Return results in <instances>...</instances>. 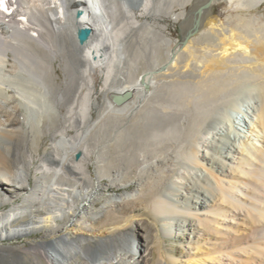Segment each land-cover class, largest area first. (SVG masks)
<instances>
[{
	"label": "bare ground",
	"instance_id": "obj_1",
	"mask_svg": "<svg viewBox=\"0 0 264 264\" xmlns=\"http://www.w3.org/2000/svg\"><path fill=\"white\" fill-rule=\"evenodd\" d=\"M208 1L0 0V264H264V23L197 61L219 0L167 21Z\"/></svg>",
	"mask_w": 264,
	"mask_h": 264
},
{
	"label": "rangeland",
	"instance_id": "obj_2",
	"mask_svg": "<svg viewBox=\"0 0 264 264\" xmlns=\"http://www.w3.org/2000/svg\"><path fill=\"white\" fill-rule=\"evenodd\" d=\"M176 9L178 10V12L181 11L180 7H177ZM187 9L190 10V7H188ZM240 14L247 17V18L256 17L259 19V21L261 23H264V4L259 6L257 9H254L250 12H247L246 10L242 9L241 3L232 2L231 0H219L216 4V7H215V15H216L215 21H216V23L221 22L224 25L225 30L227 32H229V33H227L224 31L223 32L224 36L221 35L222 36L221 38H223V37L226 38V40L224 41V44L218 45L219 40L217 41V39H215V38H212V39L208 38L207 40L203 41L201 44L194 43L193 48H195L196 50H193L192 47H190L187 50L188 54L189 55L194 54V56H196V54H197V56L199 55L198 58H200V59L195 58L197 61L208 60V61L215 63V62L220 61L219 59H222V58H220L221 57L220 55L223 53V54H226L224 56L226 58H227V56H228V58L230 56V58L226 61H230L231 63L225 62L226 64H230V66H232V67L240 65L241 63H238L239 60L236 59V57H238V54H236V53H239V50H238L239 48H237V47H238V44L240 42V39L248 37V34H249L248 30L246 28L242 27L241 25H238L239 20L237 19V16ZM167 24H168V31H167L168 34H170V36L175 41L180 40L181 31H180L179 24H173L170 21H167ZM197 39L198 38H196V40ZM232 42H233V44H232ZM234 43H237V44H234ZM175 46H176V44H174V47ZM224 50H226V51H224ZM232 51H233V53H231ZM228 53H230V54H228ZM218 54H219V58L217 57ZM186 59H188V60H186ZM195 59L194 58H192V59L191 58H184V61L186 60L187 62H189V61H192ZM61 65H62L61 60H58L56 62L57 71H58V74L60 75L58 80H59V82H65L66 77H65V73H64V70H63ZM95 77H96L97 82H99L98 76L96 75ZM228 102H230L232 105L234 103V100L232 99ZM50 142H51V138H49V137L44 138L42 148L46 147L48 144H50ZM18 149H19V151H21V150L23 151L22 146H19ZM91 167L93 170L94 167L93 166H91ZM10 168H11V171L15 170L13 164L10 165ZM32 181L33 180H31V182ZM104 182H106V181H104ZM32 183H33L32 185H34V181ZM131 188H133V187H131ZM122 191H124V190H122ZM115 192H117V191H115ZM98 206L100 207L101 204H98ZM3 208H5L4 205H2V209ZM96 227L101 228V227H103V225L100 223H96ZM40 235H42V234H39V233L33 234V236L36 238L40 237ZM138 239H140V238H138ZM164 241H165V244H166L170 253L172 252L173 248L177 247V250H179L180 247H185V245H187V243H183L180 240H174L172 238H165ZM172 254L174 256H178V251H176V252L174 251V252H172ZM29 256H31V255H29ZM157 257H158V253L155 254V259L151 264H155ZM142 264H145V262Z\"/></svg>",
	"mask_w": 264,
	"mask_h": 264
},
{
	"label": "water",
	"instance_id": "obj_3",
	"mask_svg": "<svg viewBox=\"0 0 264 264\" xmlns=\"http://www.w3.org/2000/svg\"><path fill=\"white\" fill-rule=\"evenodd\" d=\"M212 1L213 0H209L205 5L197 9L195 13L196 18L194 20V24L192 28L185 35L182 34V31L180 28V31H181L180 44L181 45H186L192 37H195L199 33L200 28H201V15L206 8L211 6ZM81 15H82V10H78L76 12V17L79 18ZM91 35H92L91 28L86 27V26L79 28L76 32L77 41L81 46H84L85 44H87ZM131 95H132L131 92H126L124 94H114L112 96V99L116 104L120 105V104H123L126 100H128L131 97ZM80 157H81V153H77L76 158L80 159ZM46 245L50 247L51 243L48 241Z\"/></svg>",
	"mask_w": 264,
	"mask_h": 264
},
{
	"label": "built area",
	"instance_id": "obj_4",
	"mask_svg": "<svg viewBox=\"0 0 264 264\" xmlns=\"http://www.w3.org/2000/svg\"><path fill=\"white\" fill-rule=\"evenodd\" d=\"M34 239H39L40 240V237L34 238ZM23 240H25V239H23ZM25 244H30V242L25 240ZM7 246H15V245L14 244H8Z\"/></svg>",
	"mask_w": 264,
	"mask_h": 264
}]
</instances>
